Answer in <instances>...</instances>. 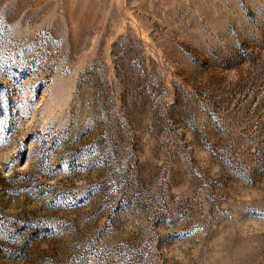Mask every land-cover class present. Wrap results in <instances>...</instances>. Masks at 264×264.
<instances>
[{
  "label": "rangeland",
  "instance_id": "374dc122",
  "mask_svg": "<svg viewBox=\"0 0 264 264\" xmlns=\"http://www.w3.org/2000/svg\"><path fill=\"white\" fill-rule=\"evenodd\" d=\"M0 264H264V0H0Z\"/></svg>",
  "mask_w": 264,
  "mask_h": 264
}]
</instances>
